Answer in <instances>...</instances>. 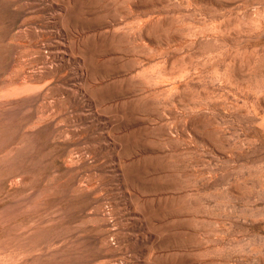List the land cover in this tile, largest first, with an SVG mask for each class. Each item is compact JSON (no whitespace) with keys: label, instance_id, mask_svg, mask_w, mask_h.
<instances>
[{"label":"rangeland","instance_id":"rangeland-1","mask_svg":"<svg viewBox=\"0 0 264 264\" xmlns=\"http://www.w3.org/2000/svg\"><path fill=\"white\" fill-rule=\"evenodd\" d=\"M0 264H264V0H0Z\"/></svg>","mask_w":264,"mask_h":264}]
</instances>
